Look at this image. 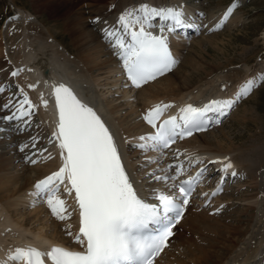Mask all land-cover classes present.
I'll return each instance as SVG.
<instances>
[{"label": "bare ground", "instance_id": "obj_1", "mask_svg": "<svg viewBox=\"0 0 264 264\" xmlns=\"http://www.w3.org/2000/svg\"><path fill=\"white\" fill-rule=\"evenodd\" d=\"M84 1L87 3L85 9L74 12L73 9ZM189 1L191 0H34L40 10L58 4V9L52 18L64 21L62 24L71 35L74 45L71 50L63 46V51L57 47L59 42L49 32L42 31L38 26V20L24 8L16 7L14 13L7 17L14 25L20 22L23 27L16 28L14 37L9 36L12 41L20 38L8 55V59L13 64H10L7 56L4 55V49L2 47L0 49V88L12 85L15 79L20 89L19 92L15 91L18 100H23L21 90L27 94L36 106L37 114L31 117L30 126L35 128L34 135L29 138L37 139L42 135L43 142L39 145L42 149L36 152L32 149L21 151L19 141L16 143V149L9 150L8 147L13 143L11 142L9 146L6 145L7 152L11 154L8 156L0 154L1 264H18V262L10 261L8 257L14 254L17 247L24 248L26 245H31L45 253L48 247L43 243L60 245L72 251H81L83 248L73 240V236L79 231V210L73 194H66L63 187H60L57 193L65 200L67 208L66 219L61 221L51 213L46 203V195L43 197L36 195L34 188L37 181L58 171L62 165L59 147L51 136L55 130L51 93L54 84L56 86L61 83L73 85L76 88L77 98L92 107L105 121L106 126L112 129L114 138L116 137L115 140L118 142L122 163L127 167L131 178L135 180L134 187L138 195L152 202L150 194L153 191L159 193L169 188L164 182L150 179L148 174L155 172L161 175L168 172L170 157L167 153L170 149L163 152L165 157L152 152L151 154L155 153L150 154L153 158L146 160V163L142 165L145 164L146 168L151 164L155 166H150L147 170L145 168L138 174V166L142 161L131 156L130 143H147V141H140L139 137L150 135L153 129L143 120V116L157 105L170 104L172 107L167 108L166 112H171L188 104L199 106L212 100H235L236 94L248 80L255 82L252 88L260 81V79L248 78L250 76H237L236 72L211 78L213 72L222 65V62L215 61V57L220 55L221 49L228 46L229 42L231 45L234 40L231 38L230 41L223 40L219 34L205 35V33L216 28L215 25L223 19L224 13L234 1L237 11L232 12L222 26L228 25L227 27L231 28L242 21L237 0L218 9L209 10L207 12L209 22L205 23V26L202 22H197L198 17L205 14L203 7L181 8V4L189 3ZM141 4L157 8L182 9L187 22L194 27H184V29L180 27L172 33L165 32L168 36L169 50L177 63L171 72L134 89L131 88L132 86L126 87L128 80L122 68V61L115 54V50L105 36L104 29H118L125 41L130 42V36L123 34L118 23L119 16L125 11L138 10ZM136 14L140 13L137 11ZM152 23L159 26V23L171 22L161 21L159 17H156ZM39 24L43 23L39 21ZM138 29L139 25H136L133 30ZM146 30L160 34L157 27ZM201 30L204 35L196 36L189 42L190 34H196ZM216 30L219 29L214 31ZM29 31L33 33L30 34ZM179 32H184L185 36ZM29 35H32L34 39L30 40ZM259 38L264 43V28ZM204 43L207 44L206 49L202 48ZM0 44H3L1 40ZM71 53L74 55L73 58H69ZM211 58H214L213 61ZM180 60L182 62L179 64ZM42 68H47L51 75L48 81L41 76ZM13 71H18V75L12 76ZM29 85H35V88H29ZM84 85L88 87L86 90ZM121 87L127 88V91L125 90L124 94L119 93L117 97L116 93L121 90ZM7 93V90L0 93V101L9 100ZM114 95L116 97H112ZM248 96L250 93L244 96L245 98L242 97L243 100H249ZM44 100L48 102L46 107L43 104ZM238 101H241V98L236 103ZM233 106L225 112L229 113ZM240 117V122L245 129L249 127L251 121L254 122L252 111L248 110ZM3 122L0 120V126ZM242 135L223 131L217 135L207 131L193 135L171 148L172 151L183 150L180 153L182 157L185 156L189 163L196 162L197 166L202 164L205 167L209 165V161L230 162L232 168L226 172L223 171L224 175L227 172H236L238 176L241 175V182L237 192L227 190L223 195L211 199L212 193L218 191V189L212 191L211 184L209 188H202L206 191L201 198L190 199V206L178 224V227L186 224L190 231L178 239L179 242L174 247L175 251L173 250L169 264H264V163L262 164L264 145L252 144L247 148L235 150L234 140L240 139ZM39 156L41 159L45 157V161L38 162ZM26 157H29L27 162ZM33 159L36 163L31 162ZM163 159H166L165 163L162 162ZM17 160H23L20 166L17 162L15 163ZM148 161L152 163L148 164ZM214 167L212 174L217 173V169L221 172L223 164L214 163ZM141 176L142 178H139ZM149 181L155 184V189H151L152 185ZM244 188L248 193L240 192ZM207 199L212 202L211 208L201 209L202 203L204 204ZM235 205H241L237 214L226 212L223 216L221 214L218 216L220 207L223 211ZM228 219L235 222L230 223ZM69 231L72 236L67 234ZM177 234L170 238L167 248L154 264H160L165 260ZM46 263L50 264L47 260Z\"/></svg>", "mask_w": 264, "mask_h": 264}, {"label": "snow or ice", "instance_id": "obj_2", "mask_svg": "<svg viewBox=\"0 0 264 264\" xmlns=\"http://www.w3.org/2000/svg\"><path fill=\"white\" fill-rule=\"evenodd\" d=\"M235 7L233 4L227 9L223 19L215 25L216 28L222 26ZM156 17L171 22L159 24L158 35L146 30L156 27L152 23ZM118 23L123 34L130 36V42L125 41L118 29L106 28L104 33L122 61L127 79L136 88L170 71L177 63L169 50L165 32L172 33L180 27H194L187 22L182 10L149 7L147 4H141L138 10L125 11L119 16ZM136 25H139V29L133 30ZM11 75H18V71H13ZM260 79L264 80V76ZM254 83L248 80L236 94L235 100H212L202 107L188 104L180 108L178 117H169L159 125L156 121L172 105L155 106L143 116L155 133L139 137L140 141L150 143H140L138 149L142 152L148 148L169 149L177 139L191 136L193 132L205 131L213 120L211 114H217L215 122L219 123V116L225 115L226 109L248 95ZM28 87L35 88V85ZM3 92L5 89L0 88V93ZM21 95L23 100L17 101L15 105L11 99L3 105L4 108L14 106L17 109L5 119H24L34 114L36 106L23 90ZM54 97L59 119L52 138L58 141L62 166L37 181L34 188L36 195H46L51 213L61 221L66 219L67 208L65 200L57 193L60 187L68 195L74 193L79 209V233L73 239L83 246V250L52 247L45 253L34 247H17L8 259L21 264H46V260L50 264H154L155 258L167 248L174 235L173 227L182 218L193 187L207 168H201L195 177L179 183L176 181L183 174L182 165H169L170 169H175V175L149 173L150 179L164 182L170 189L168 192L153 191L150 194L152 202H149L138 195L134 187L135 180L122 163L118 142L101 116L62 83L54 87ZM47 103L43 101L45 107ZM24 122L29 121L24 119ZM26 147L22 145L20 150L24 151ZM32 147L35 148V143ZM31 162L36 163L34 159ZM147 163L151 164L152 161ZM209 163H222L221 171L224 172L232 168L230 162ZM231 175L237 173L232 172ZM216 194L212 193L213 196ZM67 234L72 236L70 231Z\"/></svg>", "mask_w": 264, "mask_h": 264}, {"label": "rangeland", "instance_id": "obj_3", "mask_svg": "<svg viewBox=\"0 0 264 264\" xmlns=\"http://www.w3.org/2000/svg\"><path fill=\"white\" fill-rule=\"evenodd\" d=\"M229 1L230 0H191L189 1V3L186 2V4L182 2L183 4H185V6L181 4V8L190 9L195 6L203 7L202 9L208 18L207 12L209 10H212L214 8L218 9L221 6L223 7ZM85 2L86 1L81 2V5L79 4L77 7H75L73 9L74 12H78V11L80 12L82 11L80 9H83V8L85 9V7L87 6V3ZM239 2L240 4L238 6L240 8V11L238 12H239V15L242 17L241 22H239L236 26H233L231 28H228L227 27L228 25H227L225 27H221L219 30H216V31L210 30L207 33H205V35L216 33V34H219V36L221 37V39L223 38V40L230 41V38L234 40V42H232L231 45H229L230 44L229 42L228 46L221 49L222 52L220 53V55H217L215 57V61H217V63L222 62V65L219 66V68L213 72V74L211 75V78L212 77L215 78L217 75L222 76V75L235 74V72L237 73V76H240V77L250 76L248 78H253V79L255 78L260 79L261 77L260 75L262 74L264 75V43L262 42V39L259 38L261 30L264 28V0H239ZM232 4H235V1ZM237 4H238V0H237ZM17 6L24 8L38 20L37 22L38 26L42 29V31H44L45 33L49 32V34H51L54 37V39L61 44V45L59 43L57 44V47L61 51H63V46H65V48L69 50L74 48L72 37L69 34V32L65 29V27L63 26L64 21L62 19L52 18L53 14H55L56 12V9H58V4H53V5L48 6L45 10H40L39 7L35 4L34 0H0V40L3 43L2 45L0 44V49L1 47L4 49L3 53L5 56H7L6 57L7 59L9 57L8 56L9 53L12 52L13 49L15 48L16 42L20 40V38H18L16 41L14 40L12 41L11 38L14 37L13 33L15 30L19 28L21 29L23 27L22 25H20V22L19 24L17 23L14 25L11 19L7 18L8 15L14 13L13 11ZM236 11H237V8L235 7V10L233 11V13H236ZM39 21L42 22L43 24L40 25ZM207 22H209V18L207 21L204 22V26H205V23ZM32 33L33 32H30V34ZM202 33L203 32L201 30L196 35H192L189 39L190 40L189 42H191L196 36L204 35ZM9 36L11 38H9ZM29 36H31L30 40L34 39L32 38V35H29ZM33 46L35 45L33 44ZM206 47H207V44L204 43L202 48L206 49ZM71 54L70 55L68 54L69 58H73L74 55L73 53ZM213 59L211 58L212 61ZM8 61L9 63L11 62L10 64H13V62L10 59H8ZM181 62L182 61L180 60L179 64ZM18 88H19V85L17 84V82H15V79L13 80L12 85L10 84V86H7V88H5L8 92L7 94L10 96L9 98H12L14 102L18 99V97H16L17 95L16 92L20 90ZM120 89L121 90H119V92L116 93L117 97H119L121 92L122 94H124V91L125 90L127 91V88H124V87H121ZM116 96L114 95L112 97H116ZM248 97L250 98L249 100L245 101L244 99L242 102L237 103V105L233 108L231 113L226 117L224 122L219 127H214V128L209 129V133L217 134V135L222 131L227 132V133H236V135L243 134L241 137L242 139L237 138L234 140V143L236 144L234 145L235 150H239V149L241 150V149L247 148L251 146L252 144L264 145V80H262L251 91L250 96ZM248 97H246V99ZM2 105H3V100L0 101V120L2 121L5 120V122H3L2 128H0V154H3V155L5 154L4 156L10 155L11 153L7 152V146H9V143L13 142L11 146L8 148L9 150L16 149L17 141H19V143L23 145H28V149L30 148L33 151L35 150L38 151L39 149H42V147L38 149L39 147L38 145H40L41 142H43V138L42 139L40 137H38L37 139L29 138V136H31L34 133L31 132V127H28L29 125H27L28 128L24 126L26 124L25 122H23L24 119H13V120L5 119L8 113H11V112L14 113L17 111L16 107L10 106V109H9V107L3 108ZM245 109L246 111L248 110L252 111L253 117H254L253 118L254 122L251 121L250 122L251 124H249V127L247 129L243 128L240 122V119H241L240 116L241 114L246 112L244 111ZM17 115H19V113H17ZM29 118L31 117H26L25 119L29 121ZM5 123H9L10 126L8 125L6 128ZM21 125H23L21 127L22 129L25 128V131L24 129L23 130L18 129V127ZM16 126L18 127L16 128ZM22 133H25L26 135ZM28 134L29 136H27ZM30 141H31V144H30ZM241 142L243 143L240 144ZM33 143H35V148L32 147ZM16 151L19 152L18 150ZM178 152L179 151H172L170 154H177ZM19 153H21V151ZM145 154L146 153H144V151L142 152L136 147L132 148L131 156H135L139 159V161L140 160L142 161V163H140L138 166L139 168L137 170L138 174L140 173V171L142 172L146 168L145 164L142 165L143 163H146L145 162L146 158H144ZM262 157L264 158V150L262 151ZM16 162L18 163V166H20L19 164L23 162V160H17L15 161V163ZM263 163H264V159L262 161V164ZM18 166H15V167L18 168ZM150 166L153 167L155 166V164H151L147 168H149ZM147 168L145 170H147ZM139 178H142V176ZM237 180L238 179H233V181L231 182L230 180H227L226 186H225V192H226V189L229 192H232V191L237 192L240 186L239 181ZM149 183L152 185V188H153L155 184H153L151 181H149ZM244 191H245V188L244 190L243 189L240 190V192H244ZM225 192H223L221 195H223ZM245 192L248 193V191H245ZM235 206L229 209L225 208L223 211H221V216L226 214V212H232L233 214H237L238 211L241 209V205H235ZM224 221H227V219ZM229 222L234 223L235 221L229 220ZM187 231H190V230L188 229V226L186 224L185 225L183 224L181 227L178 228V232H177L178 234L175 239V242L173 243L169 251V254H167L165 260L163 259L164 261L160 262V264L170 263V259H172L171 258L172 253L175 251L174 247H176L177 243L179 242L178 239L182 237L183 235H186Z\"/></svg>", "mask_w": 264, "mask_h": 264}, {"label": "water", "instance_id": "obj_4", "mask_svg": "<svg viewBox=\"0 0 264 264\" xmlns=\"http://www.w3.org/2000/svg\"><path fill=\"white\" fill-rule=\"evenodd\" d=\"M44 74L47 75V68L44 69Z\"/></svg>", "mask_w": 264, "mask_h": 264}]
</instances>
